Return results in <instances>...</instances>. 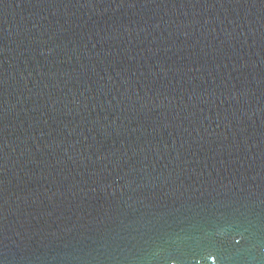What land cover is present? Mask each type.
Wrapping results in <instances>:
<instances>
[{
    "label": "water",
    "instance_id": "95a60500",
    "mask_svg": "<svg viewBox=\"0 0 264 264\" xmlns=\"http://www.w3.org/2000/svg\"><path fill=\"white\" fill-rule=\"evenodd\" d=\"M0 264H264V0H0Z\"/></svg>",
    "mask_w": 264,
    "mask_h": 264
}]
</instances>
